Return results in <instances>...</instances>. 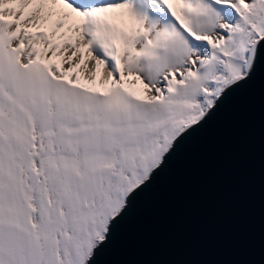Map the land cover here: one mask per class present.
<instances>
[{
  "label": "snow or ice",
  "instance_id": "obj_1",
  "mask_svg": "<svg viewBox=\"0 0 264 264\" xmlns=\"http://www.w3.org/2000/svg\"><path fill=\"white\" fill-rule=\"evenodd\" d=\"M261 67L264 0H0V264H97Z\"/></svg>",
  "mask_w": 264,
  "mask_h": 264
},
{
  "label": "water",
  "instance_id": "obj_2",
  "mask_svg": "<svg viewBox=\"0 0 264 264\" xmlns=\"http://www.w3.org/2000/svg\"><path fill=\"white\" fill-rule=\"evenodd\" d=\"M165 161L97 264H264V67Z\"/></svg>",
  "mask_w": 264,
  "mask_h": 264
}]
</instances>
